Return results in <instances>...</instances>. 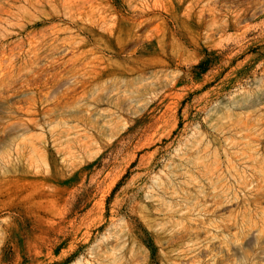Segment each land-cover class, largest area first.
I'll list each match as a JSON object with an SVG mask.
<instances>
[{
  "label": "rangeland",
  "instance_id": "1",
  "mask_svg": "<svg viewBox=\"0 0 264 264\" xmlns=\"http://www.w3.org/2000/svg\"><path fill=\"white\" fill-rule=\"evenodd\" d=\"M0 264H264V0H0Z\"/></svg>",
  "mask_w": 264,
  "mask_h": 264
},
{
  "label": "bare ground",
  "instance_id": "2",
  "mask_svg": "<svg viewBox=\"0 0 264 264\" xmlns=\"http://www.w3.org/2000/svg\"><path fill=\"white\" fill-rule=\"evenodd\" d=\"M202 1V0H201ZM145 8V7H144ZM140 13V12H139ZM145 13V12H144ZM143 13V14H144ZM148 13H150V12H148ZM147 14V13H146ZM200 16H201V14H200ZM117 20V19H116ZM140 24V23H139ZM104 25H105V23H104ZM109 25V24H108ZM116 26V25H115ZM106 28H107V26H106ZM135 28V27H134ZM109 29V28H108ZM128 33H130L129 31H128ZM118 35H120V34H118ZM119 37V36H118ZM128 37V36H127ZM126 37V38H127ZM102 38V37H101ZM126 40V39H125ZM105 43V42H104ZM98 47V46H97ZM104 48V47H103ZM82 54V53H81ZM125 63V62H124ZM127 65V64H126ZM132 65V64H131ZM84 67V66H83ZM130 67V66H129ZM133 67V66H132ZM135 68V67H134ZM129 72H131V71H129Z\"/></svg>",
  "mask_w": 264,
  "mask_h": 264
}]
</instances>
